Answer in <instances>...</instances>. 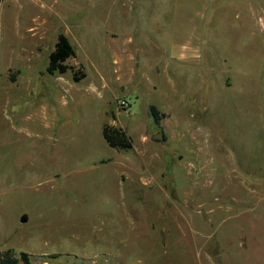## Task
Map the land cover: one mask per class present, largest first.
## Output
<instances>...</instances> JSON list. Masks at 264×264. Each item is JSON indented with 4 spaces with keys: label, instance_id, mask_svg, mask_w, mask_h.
Returning a JSON list of instances; mask_svg holds the SVG:
<instances>
[{
    "label": "rangeland",
    "instance_id": "374dc122",
    "mask_svg": "<svg viewBox=\"0 0 264 264\" xmlns=\"http://www.w3.org/2000/svg\"><path fill=\"white\" fill-rule=\"evenodd\" d=\"M59 32L74 54L49 73ZM9 247L30 264H264V0H0Z\"/></svg>",
    "mask_w": 264,
    "mask_h": 264
},
{
    "label": "trees",
    "instance_id": "16d2710c",
    "mask_svg": "<svg viewBox=\"0 0 264 264\" xmlns=\"http://www.w3.org/2000/svg\"><path fill=\"white\" fill-rule=\"evenodd\" d=\"M74 54V49L67 36L59 32L54 40L53 48L48 54V60L46 65V71L49 73H63L70 65L65 63V60ZM81 76H84V72L81 71L79 75L76 71L73 73L75 80H78ZM149 114L153 122L158 123L160 118L164 116V112L159 111L158 107L150 103L148 105ZM101 132L105 141L113 147L126 149L132 147V141L126 134L124 129L115 126L113 124L104 123L101 127ZM31 254L27 251H19L16 253L13 248L9 247L0 250V264H30Z\"/></svg>",
    "mask_w": 264,
    "mask_h": 264
},
{
    "label": "water",
    "instance_id": "95a60500",
    "mask_svg": "<svg viewBox=\"0 0 264 264\" xmlns=\"http://www.w3.org/2000/svg\"><path fill=\"white\" fill-rule=\"evenodd\" d=\"M150 139L154 141L164 142L165 136L162 130H158L150 135ZM23 219H25V217Z\"/></svg>",
    "mask_w": 264,
    "mask_h": 264
},
{
    "label": "crops",
    "instance_id": "0c3cea01",
    "mask_svg": "<svg viewBox=\"0 0 264 264\" xmlns=\"http://www.w3.org/2000/svg\"><path fill=\"white\" fill-rule=\"evenodd\" d=\"M39 33H40V32H39ZM39 35L43 36L42 33H40ZM53 44H54V42H53ZM52 48H53V46H52ZM52 48H51V49H52ZM51 49H50V50H51ZM50 50H49V52H50ZM180 54H181V55H184V56L187 55V54H184V53H180ZM54 106H55V105H54ZM54 106H53V108H54ZM53 114H54V113H53ZM53 114H52V116H53Z\"/></svg>",
    "mask_w": 264,
    "mask_h": 264
},
{
    "label": "built area",
    "instance_id": "2783aa9c",
    "mask_svg": "<svg viewBox=\"0 0 264 264\" xmlns=\"http://www.w3.org/2000/svg\"><path fill=\"white\" fill-rule=\"evenodd\" d=\"M120 103H121L122 105H127V101H126L125 99H122V100L120 101Z\"/></svg>",
    "mask_w": 264,
    "mask_h": 264
}]
</instances>
